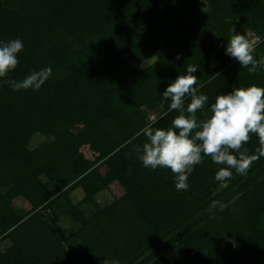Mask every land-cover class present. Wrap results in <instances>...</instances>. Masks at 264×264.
Returning <instances> with one entry per match:
<instances>
[{"label":"trees","instance_id":"trees-1","mask_svg":"<svg viewBox=\"0 0 264 264\" xmlns=\"http://www.w3.org/2000/svg\"><path fill=\"white\" fill-rule=\"evenodd\" d=\"M204 4L0 0V41L24 45L9 78L52 69L37 91L0 84V264H264L258 137L244 145L257 159L224 188L210 157L177 191L133 150L146 125H171L161 94L188 65L206 109L233 87H264V67L250 74L225 52L233 27L249 30L264 61V0Z\"/></svg>","mask_w":264,"mask_h":264},{"label":"clouds","instance_id":"clouds-1","mask_svg":"<svg viewBox=\"0 0 264 264\" xmlns=\"http://www.w3.org/2000/svg\"><path fill=\"white\" fill-rule=\"evenodd\" d=\"M23 48L19 38L0 41V84H7L13 91H37L51 76L50 66L32 71L22 80L9 78L19 63L17 54ZM254 51L255 44L233 27L225 52L250 74L264 67V61L257 60ZM179 58L177 55L176 59ZM197 70V66L188 65L161 94L163 100L169 102V110L177 112L171 125L167 128L146 125L138 133L144 136V142L133 148L144 167L169 169L177 191H188V177L205 157L222 166L218 167L214 179L220 188L227 187L232 170L246 175L257 159L244 147L251 137H258L264 146V87L255 84L233 87L230 92L216 95L206 109L208 97L200 94L196 86ZM260 154L264 155V151Z\"/></svg>","mask_w":264,"mask_h":264},{"label":"rangeland","instance_id":"rangeland-1","mask_svg":"<svg viewBox=\"0 0 264 264\" xmlns=\"http://www.w3.org/2000/svg\"><path fill=\"white\" fill-rule=\"evenodd\" d=\"M197 2L199 3V5L202 7V9H204V10H206V7H205V4H204V0H197ZM237 33H239V34H241V35H245L246 36V38H248L251 42H253V43H255L256 41H257V37L256 36H254L249 30H242V31H237ZM150 60H143V61H141V62H139L138 64H139V66H143V65H145L146 63H148ZM156 113H157V111H151V112H149V118H154L155 117V115H156ZM38 140V138H33L32 139V142L34 143V142H36ZM71 198H72V200H76V199H79L80 198V196H81V194L79 193V191L78 190H74L71 194ZM106 199H108V196H107V198ZM105 199H103V201H104ZM17 203L18 204H21V202H19V201H17ZM60 205H62L61 203H60ZM59 205V206H60ZM62 207V206H61ZM62 218V217H61Z\"/></svg>","mask_w":264,"mask_h":264}]
</instances>
